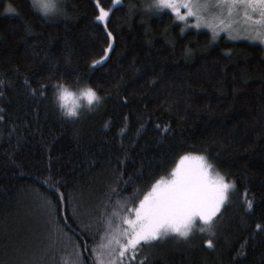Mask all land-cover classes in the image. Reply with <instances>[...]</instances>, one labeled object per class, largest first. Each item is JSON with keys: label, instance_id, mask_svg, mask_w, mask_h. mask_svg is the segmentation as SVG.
<instances>
[{"label": "trees", "instance_id": "16d2710c", "mask_svg": "<svg viewBox=\"0 0 264 264\" xmlns=\"http://www.w3.org/2000/svg\"><path fill=\"white\" fill-rule=\"evenodd\" d=\"M150 3L124 0L139 11L116 12L114 50L93 70L90 61L102 54L105 35L91 22L89 0H62L75 19L45 18L32 0H0V264H25L45 248L41 264H66L67 238L57 234L49 246L34 199L33 189L46 187L39 177L49 163L87 218L115 186L119 160L128 181L124 193L136 195L160 176L169 179L186 152L203 153L235 178L233 203L215 237L161 241L145 250L149 264H264V232L255 229L264 223V45L223 34L213 41L209 29L185 25L167 11L151 15ZM9 5L15 13L5 11ZM57 78L90 83L103 102L69 119L54 103L55 89L33 96L25 84L36 88ZM164 124L167 133L157 127ZM245 188L254 196L251 212L242 206ZM71 212L61 208L64 230L83 252L91 237ZM205 238L213 239L214 250Z\"/></svg>", "mask_w": 264, "mask_h": 264}, {"label": "snow or ice", "instance_id": "6c2138e0", "mask_svg": "<svg viewBox=\"0 0 264 264\" xmlns=\"http://www.w3.org/2000/svg\"><path fill=\"white\" fill-rule=\"evenodd\" d=\"M89 3L93 8L91 22L105 35V43L101 47L102 54L90 61V67L95 70L110 58L114 50L116 37L110 25L116 12L126 9L130 12L139 10L134 6L125 5L124 0H108L107 3L105 0H89ZM32 4L44 9L45 18L49 16L47 0H32ZM145 7L151 15H160L167 11L185 25L192 19L198 21L200 13L209 7L216 10L223 8L228 13L232 12L233 7L242 8L253 25L247 29L245 38L264 44V0H151ZM5 11L15 13L16 9L9 5ZM58 16L75 19L69 17L64 8ZM195 27L200 28L201 25L196 23ZM26 31L31 30L26 28ZM181 31L183 32V28ZM211 31L214 41L218 34L215 28ZM227 31L230 34L231 29ZM188 52H191V49H188ZM3 84L4 81L0 80V86ZM25 84L33 96L46 97L48 89L51 87L56 91L62 80L57 78L55 82H38L36 88L27 80ZM2 95L3 92L0 91V96ZM124 100L126 101L127 97H124ZM0 112H3V109H0ZM3 119L4 116L0 115V120ZM157 127L164 133L169 131L167 124ZM120 131L123 134L124 129ZM118 164L115 186L106 189L95 207L87 214V218L81 210L82 205L75 191H62L63 178L51 170L50 163L48 174L39 177L46 187L44 190L35 187L34 199L47 227L49 246L55 242L53 238L57 234L67 238L71 250L67 253L66 264H149L145 250L161 241H188L199 233L209 237L217 235L223 221L224 209L233 203L232 196L237 189V183L230 174L219 171L206 155L193 152L180 155L171 169L170 179L160 176L151 183L147 191L136 195H125L124 186L128 181L124 180V160H119ZM48 190L55 192V199L48 194ZM241 201L245 211L253 210L254 196L248 188L243 190ZM68 206L71 207V216L78 222L81 230L91 237V243L84 242L83 252L80 241L69 236L64 230L65 224L62 221H66L68 217H62L60 212L62 207ZM255 229L264 232V223H255ZM203 243L214 250L212 238H205ZM242 249L243 246L238 255H243ZM46 252L47 248L39 255L34 252L32 259L25 261V264H41ZM85 255L90 259L86 261ZM62 259L65 257L62 256Z\"/></svg>", "mask_w": 264, "mask_h": 264}, {"label": "clouds", "instance_id": "9594fccd", "mask_svg": "<svg viewBox=\"0 0 264 264\" xmlns=\"http://www.w3.org/2000/svg\"><path fill=\"white\" fill-rule=\"evenodd\" d=\"M48 15H58L63 11L62 0H47ZM42 15L45 11L41 6H37ZM103 102V97L98 90L90 83H81L73 86L67 82H62L57 87L54 95V103L58 107L60 114L69 119H75L81 114L82 109L89 112L94 111Z\"/></svg>", "mask_w": 264, "mask_h": 264}, {"label": "rangeland", "instance_id": "374dc122", "mask_svg": "<svg viewBox=\"0 0 264 264\" xmlns=\"http://www.w3.org/2000/svg\"><path fill=\"white\" fill-rule=\"evenodd\" d=\"M196 23L201 25V27L197 29L207 28L211 31L212 28H215L219 35H226L229 39H232L230 36H239V40L246 41H250L245 38L247 29L253 26L251 20L245 16L244 10L235 7H233L231 13H228L223 8L219 10L210 7L206 8L200 13V19L198 21L195 19L189 20L187 25L196 28ZM227 29H231L230 34ZM250 42L260 43L259 41Z\"/></svg>", "mask_w": 264, "mask_h": 264}]
</instances>
